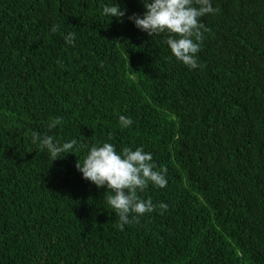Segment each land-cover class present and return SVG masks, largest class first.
Returning a JSON list of instances; mask_svg holds the SVG:
<instances>
[{
    "label": "trees",
    "instance_id": "16d2710c",
    "mask_svg": "<svg viewBox=\"0 0 264 264\" xmlns=\"http://www.w3.org/2000/svg\"><path fill=\"white\" fill-rule=\"evenodd\" d=\"M108 2L0 0V264H264V0H212L195 70L127 19L141 0L123 23ZM33 131L143 147L168 184L138 196L167 211L121 230L86 150L53 162Z\"/></svg>",
    "mask_w": 264,
    "mask_h": 264
},
{
    "label": "clouds",
    "instance_id": "9594fccd",
    "mask_svg": "<svg viewBox=\"0 0 264 264\" xmlns=\"http://www.w3.org/2000/svg\"><path fill=\"white\" fill-rule=\"evenodd\" d=\"M145 12L143 15L133 14L127 19L135 27L145 32L149 37H158L165 34V43L176 61L191 70L200 67L198 53L204 38L202 17L215 14L212 0H141ZM103 16L112 20L115 17L120 23L124 22L126 9L122 8L116 0H109L103 7ZM60 30L59 24H53L51 31ZM65 43L75 46V34L67 33ZM121 128L128 129L133 120L125 115L118 117ZM53 125L52 127H54ZM31 143L38 150L46 151L54 161L64 158L67 154H75L82 149L86 150L83 160H78L77 170L84 180L91 182L97 188H105L106 203L119 218V227L138 223L146 214L160 209V214L167 211L168 205L160 202L154 204L151 199H141L142 193L151 186L164 189L167 187V172L164 168L157 169V164L151 152L143 147H124L117 151L111 142H101L88 147L82 145L77 139L60 142L53 136L31 132ZM112 137L109 136L108 141Z\"/></svg>",
    "mask_w": 264,
    "mask_h": 264
}]
</instances>
